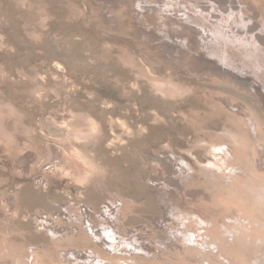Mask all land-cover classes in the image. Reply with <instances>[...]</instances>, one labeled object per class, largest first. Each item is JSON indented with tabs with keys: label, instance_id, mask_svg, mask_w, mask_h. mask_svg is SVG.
Here are the masks:
<instances>
[{
	"label": "rangeland",
	"instance_id": "rangeland-1",
	"mask_svg": "<svg viewBox=\"0 0 264 264\" xmlns=\"http://www.w3.org/2000/svg\"><path fill=\"white\" fill-rule=\"evenodd\" d=\"M0 264H264V0H0Z\"/></svg>",
	"mask_w": 264,
	"mask_h": 264
}]
</instances>
